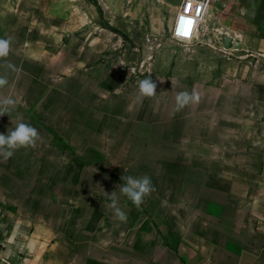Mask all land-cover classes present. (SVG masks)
I'll return each instance as SVG.
<instances>
[{"label": "crops", "instance_id": "0c3cea01", "mask_svg": "<svg viewBox=\"0 0 264 264\" xmlns=\"http://www.w3.org/2000/svg\"><path fill=\"white\" fill-rule=\"evenodd\" d=\"M12 16L0 14V38H12L0 60L9 80L0 98L16 106L0 115V133L23 121L41 139L0 157V264H264V74L249 92L250 83L229 78L157 84L158 95L141 102L138 88L88 67L85 47L45 50L56 36L37 37ZM193 89L201 102L177 111V93ZM127 175H147L155 186L142 209L119 192ZM113 191L127 222L109 207ZM96 195L98 258L71 261L72 245L56 248L45 239L53 231L36 220L49 218L58 199L92 203Z\"/></svg>", "mask_w": 264, "mask_h": 264}, {"label": "rangeland", "instance_id": "374dc122", "mask_svg": "<svg viewBox=\"0 0 264 264\" xmlns=\"http://www.w3.org/2000/svg\"><path fill=\"white\" fill-rule=\"evenodd\" d=\"M95 1L97 6L88 0H0V14H13L17 25H23L25 30L27 23L37 37L56 36L55 43L45 50L64 47L75 53L79 46L85 47L87 65H91L88 67L101 66L105 72L122 78L123 86L138 88V82L146 77L169 85L197 81L218 84L229 78L232 82L250 83L249 92L256 84L254 75L264 74V0H211L205 40L199 38L193 43L171 39L181 0ZM220 33L231 35L241 47L227 50L232 55L223 54L217 42ZM239 70L243 72L240 75ZM94 81L88 75V84L94 85ZM93 201L58 199L48 204L53 207L49 218L36 220L53 231V239L52 234L45 239L55 242L56 248L72 245L71 261L83 254L98 258V227L102 222L98 218V195ZM107 236L119 237L110 233ZM85 243H89L87 251L81 247Z\"/></svg>", "mask_w": 264, "mask_h": 264}, {"label": "clouds", "instance_id": "9594fccd", "mask_svg": "<svg viewBox=\"0 0 264 264\" xmlns=\"http://www.w3.org/2000/svg\"><path fill=\"white\" fill-rule=\"evenodd\" d=\"M12 47V38H0V60L7 58ZM5 67L11 71L18 69L11 63H6ZM162 82V81H161ZM9 84L7 75L0 74V89ZM157 82L151 77H146L138 82V99L143 102L145 98H153L156 92ZM201 93L193 89L192 91H180L175 97L176 110L180 111L189 105H196L201 102ZM16 106V100L11 97L0 98V115L9 113ZM41 139L39 131L30 123L20 121L7 134L0 133V157L11 158L15 151L21 148L35 147ZM123 184L119 185V192L127 197L137 208L145 203L146 198L156 191L155 186L149 176L143 175L134 177L131 175L121 177ZM108 195V194H107ZM109 196V207L114 210L115 217L121 222H127V213L119 206V199L113 191Z\"/></svg>", "mask_w": 264, "mask_h": 264}, {"label": "built area", "instance_id": "2783aa9c", "mask_svg": "<svg viewBox=\"0 0 264 264\" xmlns=\"http://www.w3.org/2000/svg\"><path fill=\"white\" fill-rule=\"evenodd\" d=\"M211 0H181L175 22L171 30V39L178 42L193 43L199 38L205 40V19L209 16ZM218 38V37H217ZM219 42V39H217ZM6 222L0 220V259L6 247L1 232Z\"/></svg>", "mask_w": 264, "mask_h": 264}, {"label": "water", "instance_id": "95a60500", "mask_svg": "<svg viewBox=\"0 0 264 264\" xmlns=\"http://www.w3.org/2000/svg\"><path fill=\"white\" fill-rule=\"evenodd\" d=\"M219 43L225 50H238L240 48V43L235 42L230 36L228 35H220L218 36Z\"/></svg>", "mask_w": 264, "mask_h": 264}, {"label": "trees", "instance_id": "16d2710c", "mask_svg": "<svg viewBox=\"0 0 264 264\" xmlns=\"http://www.w3.org/2000/svg\"><path fill=\"white\" fill-rule=\"evenodd\" d=\"M88 1H90L92 4H94L95 6H97V3H96V1L95 0H88ZM110 31H112V32H114V33H117L115 30H113V29H111V28H108ZM263 38H264V36H263Z\"/></svg>", "mask_w": 264, "mask_h": 264}, {"label": "flooded vegetation", "instance_id": "af4514ba", "mask_svg": "<svg viewBox=\"0 0 264 264\" xmlns=\"http://www.w3.org/2000/svg\"><path fill=\"white\" fill-rule=\"evenodd\" d=\"M263 21H264V18H263Z\"/></svg>", "mask_w": 264, "mask_h": 264}]
</instances>
